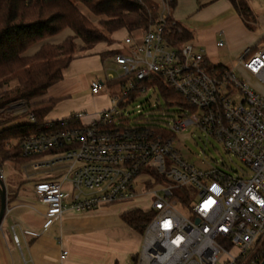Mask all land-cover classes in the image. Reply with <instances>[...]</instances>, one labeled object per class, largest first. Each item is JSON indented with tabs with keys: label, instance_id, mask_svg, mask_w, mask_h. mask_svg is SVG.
Here are the masks:
<instances>
[{
	"label": "built area",
	"instance_id": "built-area-1",
	"mask_svg": "<svg viewBox=\"0 0 264 264\" xmlns=\"http://www.w3.org/2000/svg\"><path fill=\"white\" fill-rule=\"evenodd\" d=\"M152 1L160 8L158 21L143 32L141 40L126 36L123 51L110 58L116 69H111L106 81L91 84L92 94L98 95L107 82L118 83L120 95L112 97V108L98 113L88 125L82 123L81 114L67 119L62 129L48 123L46 132L22 144L25 158H52L31 163L27 170L62 173L59 180L35 186L37 198L47 207L45 230L67 210L83 213L146 195L155 217L143 234L137 264H243L264 239V98L234 70L209 66L203 47L192 42L174 44L171 32L177 23L169 20L171 0ZM253 26L264 39V23ZM224 46L223 40L216 43L217 48ZM237 65L264 88V49L256 53L247 49ZM159 81L187 103L166 104L179 109L161 132L154 127L167 119L164 108L134 121L125 112L150 91L165 103ZM27 111L25 104L17 103L6 112L16 118ZM28 118L35 124L33 115ZM192 126L220 142L249 171L236 175L203 171L187 162L174 144ZM0 180H8L1 161ZM139 186L141 193H147L139 194ZM177 190L186 192L188 203L176 196ZM195 194L196 201L191 198ZM177 204L190 215H180ZM14 243L20 247L17 236ZM229 249H237L238 256ZM67 255L64 252L62 260ZM226 255L229 259L222 263Z\"/></svg>",
	"mask_w": 264,
	"mask_h": 264
},
{
	"label": "crops",
	"instance_id": "crops-1",
	"mask_svg": "<svg viewBox=\"0 0 264 264\" xmlns=\"http://www.w3.org/2000/svg\"><path fill=\"white\" fill-rule=\"evenodd\" d=\"M248 1L257 22L264 23V5L255 0ZM170 18L193 34L191 42L205 49L208 61L207 52L213 48H226L237 61L247 49H256L260 38H263L261 31L247 27L229 0H218L202 8L198 0H178ZM122 32L115 34L113 39L118 40L123 34V43L127 35L125 31ZM61 34L49 38L45 43L58 45L73 36L70 30ZM219 39L225 42L223 48L216 47ZM122 43L118 48L115 44H100L74 58L64 71L63 80L39 99L40 102L56 101L46 117L47 123L62 122L81 114L82 123L88 125L97 119L98 113L112 108L110 90L119 89L118 83L107 82L105 91L98 95L92 94L90 87L93 82L106 81L111 69H116L111 56L106 53L123 51ZM41 46H33L26 55L36 54ZM100 73H103L102 77ZM91 77H95L93 81ZM44 158L34 159L28 164L46 162ZM5 165L10 178L8 164ZM28 170L27 180L34 182L31 192L21 189L20 182L11 178L5 183L7 210L0 227V264H132L140 255L142 235L126 225L121 217L135 209L149 211L151 205L143 208L138 197L129 203L83 213L67 210L60 221L45 230L47 207L37 198L35 186L43 181L59 180L62 173L47 169L32 170L31 173ZM65 187L71 186L65 184ZM14 236L20 240V247L15 245ZM64 252L68 255L62 260Z\"/></svg>",
	"mask_w": 264,
	"mask_h": 264
},
{
	"label": "trees",
	"instance_id": "trees-1",
	"mask_svg": "<svg viewBox=\"0 0 264 264\" xmlns=\"http://www.w3.org/2000/svg\"><path fill=\"white\" fill-rule=\"evenodd\" d=\"M218 0H198L200 7ZM250 30L257 22L248 0H229ZM178 0H171L174 10ZM83 5L93 16L99 18L97 24L90 21L78 8ZM158 5L152 0H0V161L12 167H22L38 157L25 158L22 144L30 136L46 132L47 115L56 101L40 102L47 91L60 83L64 71L69 67L78 52H88L100 44L112 45L113 36L125 31L132 35L137 31H147L160 18ZM172 21L171 18H169ZM70 30L73 36L58 45L45 43ZM174 44H184L193 40V34L177 24L171 32ZM80 41L82 45L76 42ZM42 44L38 52L27 56L35 45ZM254 50V49H253ZM116 52L106 53L113 56ZM215 68L224 69V65ZM160 98L166 104L187 103L162 82H158ZM134 98V97H133ZM132 98V100H133ZM16 102H25L33 115L34 123L13 125L15 118L7 117V109ZM169 107V105H167ZM154 114L161 113L156 109ZM155 116H152L154 118ZM141 121V120H140ZM160 122V121H159ZM68 120L55 129H62ZM158 132L162 128L154 127ZM176 196L186 199L184 190ZM1 207V199H0ZM155 217L153 211L131 210L122 215L123 222L143 235L148 224ZM264 259V239L243 260V264H260ZM138 263V257L132 264Z\"/></svg>",
	"mask_w": 264,
	"mask_h": 264
},
{
	"label": "rangeland",
	"instance_id": "rangeland-1",
	"mask_svg": "<svg viewBox=\"0 0 264 264\" xmlns=\"http://www.w3.org/2000/svg\"><path fill=\"white\" fill-rule=\"evenodd\" d=\"M255 2H258V3L260 2L261 4L264 5V0H258V1L255 0ZM78 8L90 21L97 24V22L99 21V18H96L95 16H93L83 5H78ZM253 28L255 30V27H253ZM126 35L128 36L127 32H126ZM219 35L222 38V35L221 34H219ZM61 36H62V34H61ZM131 36H134V38L141 40L143 38V31H137L134 34H132ZM122 39H123V34H120L118 40L113 39L112 45L115 44L116 47L118 48L119 44L121 45V43H122L121 42ZM76 43L79 45H82V43L80 41H77ZM122 45L124 46V43H122ZM257 45L258 46L256 47V49H254L255 53L264 49V39L260 38L259 44H257ZM120 51H122V50H120ZM80 54H83V53L82 52L77 53V55H80ZM207 54H208V57L210 58L208 61L209 66L214 65L213 63L219 62V63H221V65H224L226 68L234 70L237 77L244 80L245 83L251 89H253L262 98H264V88L258 82H256L251 76H249L248 74H246L244 71H242L239 68V66L237 65V61L239 59L236 61L235 58L231 57L226 48L218 49V50L213 48V50L209 53L207 52ZM99 76L102 77L103 73L102 74L100 73ZM91 78H92L91 80L93 81L95 77H91ZM90 89H91V87H90ZM110 94H111V96L118 97L120 95V90L119 89L110 90ZM17 103H23L28 108V105L25 102H16L14 104H17ZM158 107L164 108L167 112V114H166L167 119L161 123V126H159L160 128L164 129L166 127V124L168 123V120L173 118L172 115L175 114L179 108L177 106H172V105H169V107H167L166 103L157 99V93L156 92L150 91L146 95L141 96L140 98H138L137 100L132 102L130 105H128L125 112H127L129 119L131 121H134L140 115L144 116L145 114H151V113L155 112V110ZM6 114L8 115L7 117H14V114L11 112L10 113L6 112ZM28 123H30L28 116L27 115H21V116L15 118L12 126L13 125H19V124H28ZM174 146L178 150L180 155L187 162H189L191 165L195 166L196 168H198L200 170L208 171L211 169H218L222 172L232 174V175L240 174L243 170L249 171L237 158L229 156L228 153L226 152L224 146L220 142H218L214 138L206 136L201 130H199L195 126H192V127L188 128L186 131H184L183 133L179 134L177 136V140H176ZM50 159H52V158L47 157V156L44 158L45 161L46 160L48 161ZM29 165L30 164L27 163V164L23 165L22 167H18L17 169H15L12 167V165L8 164V170L11 173V175H10L11 179L8 177V180L10 179L12 181H18V183L20 182L21 189H23L27 192H31V188H32V185L34 183L31 180H27V177H26V175L28 173L26 168ZM28 171L31 172L32 170H28ZM140 181L142 183L143 179H141ZM154 186L155 185H151V187H154ZM141 190L142 189L139 186L137 188V192L139 194H146L147 193V190H143L142 193H141ZM176 192L178 194H181V193H179V191H176ZM197 197H198V195L195 194V196H192L191 198L196 201ZM139 200L142 201L141 206L143 208L144 207H146V208L150 207V205H151L150 197H148L146 195H142L139 198ZM175 210L180 215H182L184 217H188L190 215L189 210L183 208L179 204L175 205ZM142 239H143V235H142ZM229 253L234 255V256H238V254H239L237 249H229ZM228 259H229V257L226 255L223 258L222 263L226 262Z\"/></svg>",
	"mask_w": 264,
	"mask_h": 264
},
{
	"label": "water",
	"instance_id": "water-1",
	"mask_svg": "<svg viewBox=\"0 0 264 264\" xmlns=\"http://www.w3.org/2000/svg\"><path fill=\"white\" fill-rule=\"evenodd\" d=\"M0 199H1V207H0V227H1L2 221L4 219L7 210V188L5 183L1 180H0ZM260 264H264V259Z\"/></svg>",
	"mask_w": 264,
	"mask_h": 264
}]
</instances>
